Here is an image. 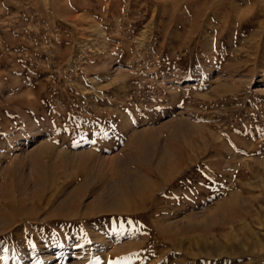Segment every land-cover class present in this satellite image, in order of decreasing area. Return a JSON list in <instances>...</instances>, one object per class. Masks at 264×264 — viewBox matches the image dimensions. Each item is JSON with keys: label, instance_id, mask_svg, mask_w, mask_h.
I'll return each instance as SVG.
<instances>
[{"label": "rangeland", "instance_id": "obj_1", "mask_svg": "<svg viewBox=\"0 0 264 264\" xmlns=\"http://www.w3.org/2000/svg\"><path fill=\"white\" fill-rule=\"evenodd\" d=\"M28 213L0 264H264V0H0V224Z\"/></svg>", "mask_w": 264, "mask_h": 264}, {"label": "bare ground", "instance_id": "obj_2", "mask_svg": "<svg viewBox=\"0 0 264 264\" xmlns=\"http://www.w3.org/2000/svg\"><path fill=\"white\" fill-rule=\"evenodd\" d=\"M165 164V163H164ZM183 166V165H182ZM175 168V167H174ZM179 172V171H178ZM158 173V172H157ZM173 174V173H172ZM169 178V177H168ZM144 185V184H143ZM147 185V184H146ZM142 187V186H141ZM135 188V187H134ZM126 189V188H125ZM139 189V188H138ZM125 191V190H124ZM123 192V191H122ZM105 194V193H104ZM107 195V194H106ZM109 195V194H108ZM120 195H122V194H120ZM103 196V195H102ZM102 196L101 195H99V198L101 197L102 198ZM110 196H112V195H110ZM118 196V195H117ZM116 196V197H117ZM97 197V196H96ZM103 197H105V196H103ZM113 197V196H112ZM98 198V197H97ZM106 198H107V196H106ZM122 198V197H121ZM136 198V197H135ZM107 199H109V200H111L110 198H107ZM104 200V199H103ZM116 200V199H115ZM97 202H99V203H101L100 201H98V200H96ZM105 201V200H104ZM103 201V202H104ZM112 201V200H111ZM108 203V202H107ZM113 203V202H112ZM114 203H116L115 201H114ZM103 204H105V203H103ZM109 204V203H108ZM97 205V204H96ZM116 206H118V205H116ZM121 206V205H120ZM93 207H94V205H93ZM96 209V208H95ZM86 210V211H84L83 213H80V215L82 216V217H87L88 215H96V214H104V213H112V212H114V207H113V210L111 209V205H105V206H99L96 210ZM116 210V209H115ZM118 210H121V209H119L118 208ZM57 213L55 214V216H57V214H59L61 217H64V218H67V219H70V220H74L78 215H79V212L78 211H74L73 210V208L71 209V208H69V210H66V205L65 206H60L57 210ZM120 212V211H119ZM122 213L123 214H130V215H132L133 214V210L132 209H123V211H122ZM33 214V213H32ZM31 213H28V214H25V215H23V216H20V217H13V216H11V217H9V218H7V219H1L2 220V223L0 224V233H2V232H4L5 230H7V229H9L11 226H14V230H17L18 229V227H23V228H25L26 229V226H27V224L26 223H28L27 222V220L28 221H32V220H36V218L37 217H34L33 215H32ZM1 215V214H0ZM35 215V214H34ZM135 215V214H134ZM36 216V215H35ZM90 217V216H89ZM60 222H58L57 221V223H56V227H60V229H61V227H65V228H67V229H71L72 228V224H71V226L70 225H63V224H59ZM38 228V227H37ZM62 230V229H61ZM5 233V232H4ZM11 233H13V232H11ZM166 234V233H165ZM164 234V235H165ZM1 235V234H0Z\"/></svg>", "mask_w": 264, "mask_h": 264}]
</instances>
